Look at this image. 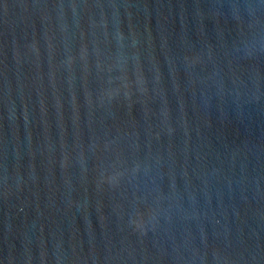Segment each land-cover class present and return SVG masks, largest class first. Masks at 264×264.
<instances>
[{
	"label": "water",
	"instance_id": "obj_1",
	"mask_svg": "<svg viewBox=\"0 0 264 264\" xmlns=\"http://www.w3.org/2000/svg\"><path fill=\"white\" fill-rule=\"evenodd\" d=\"M0 264H264V0H0Z\"/></svg>",
	"mask_w": 264,
	"mask_h": 264
}]
</instances>
